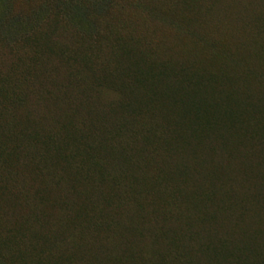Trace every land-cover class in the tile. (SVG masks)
Here are the masks:
<instances>
[{
	"label": "trees",
	"instance_id": "16d2710c",
	"mask_svg": "<svg viewBox=\"0 0 264 264\" xmlns=\"http://www.w3.org/2000/svg\"><path fill=\"white\" fill-rule=\"evenodd\" d=\"M53 1L33 16L9 10L0 15V170L7 174L0 180V195H10L17 177L27 180L38 173L52 194L37 197L71 216L76 231L120 227L139 243L161 235L175 264H264L263 64L224 65L216 72L192 60L158 55L149 44L139 48L131 37L111 38L100 14L89 30L70 32L66 3ZM218 1L169 3L195 14L210 12ZM158 3L106 0L103 8L137 7L199 37L197 28ZM231 3L260 29L256 37L264 42V0ZM227 6L221 3L222 10ZM103 49L109 66L99 57ZM233 66L243 69L237 73ZM101 92H113L115 98ZM152 111L164 119L168 137L158 170L149 178L137 177L134 157L145 150L134 146L135 139L150 133L144 121L154 119ZM180 152L184 156L171 154ZM130 181L139 187L138 195L172 187L165 206L180 207L173 214H182L183 222L152 230L155 221L148 228L123 219L119 190L129 188ZM161 209L159 218L166 211ZM83 246L79 239L72 245ZM75 262L88 264L81 252Z\"/></svg>",
	"mask_w": 264,
	"mask_h": 264
},
{
	"label": "rangeland",
	"instance_id": "374dc122",
	"mask_svg": "<svg viewBox=\"0 0 264 264\" xmlns=\"http://www.w3.org/2000/svg\"><path fill=\"white\" fill-rule=\"evenodd\" d=\"M40 1L0 0V15L9 10L10 14L25 16L30 13L33 16L38 8L54 4L53 0ZM64 2V19L70 32L89 30V25L100 14L107 18L106 25L109 26L111 38L131 37L140 42V46L137 43L139 48L143 49L145 44H149L158 55L160 53L171 58L192 60L194 64L204 65L205 69L216 72L224 65L229 67L236 64L242 67L244 62H251L258 68L262 64L264 66V55L260 52L264 42L256 37L260 29L255 28L246 17L242 18L231 0H219L210 12L201 10L195 14L187 13L176 6L177 3H169V0L165 1L168 4L163 0L158 3L161 10H166L174 18L187 20L192 30L197 28L198 38H193L186 32H178L159 17L126 4L122 7L111 4L103 8L106 0ZM221 3L230 7L222 10ZM206 41L210 42V47H205ZM99 57L105 66L110 65L108 53L104 49ZM233 67L237 73L243 69L240 66ZM250 87L253 85L250 84ZM252 89L255 87L250 90ZM101 95L108 99L115 98L113 92H101ZM152 114L153 120L144 121L150 125V133H139L135 139L134 146L140 148L143 145L145 150L140 158L134 157L140 168L138 171L134 170L137 177L149 178L158 170L162 145L168 137L162 126V116L156 111H152ZM172 145L175 146L176 143ZM171 154L184 156L183 152ZM5 177L6 172L0 170V180H5ZM24 178L17 177L18 182L13 186L10 184V195H0V264H76L75 258L79 252L84 255L88 264H175L168 260L171 248L161 235L153 241L142 239L144 241L139 243L120 227L95 233H89L83 228L74 230L71 216L58 211L49 203H43L37 197V193L51 192L52 189L50 184L42 180L43 175L36 173L27 180ZM138 190L136 182L132 181L129 188L119 190L125 200L121 204L123 219L134 224L136 220L137 223L142 221L148 228L155 221L158 225L153 226L152 230L171 228L183 222L182 214H173V210H179L180 207L178 209L171 204L165 206L168 195L173 192L172 187L157 188L146 195H138ZM161 208L167 212L159 218V213L163 212ZM176 237L179 241L180 236ZM78 239L84 244L80 249L72 247ZM157 252H161L162 257H156ZM195 261H198V257Z\"/></svg>",
	"mask_w": 264,
	"mask_h": 264
}]
</instances>
